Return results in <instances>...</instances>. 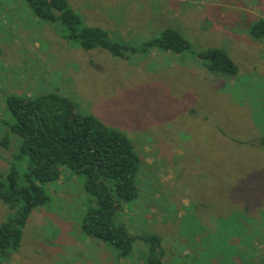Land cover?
I'll list each match as a JSON object with an SVG mask.
<instances>
[{
	"label": "rangeland",
	"instance_id": "1",
	"mask_svg": "<svg viewBox=\"0 0 264 264\" xmlns=\"http://www.w3.org/2000/svg\"><path fill=\"white\" fill-rule=\"evenodd\" d=\"M83 25L129 45L124 57L85 49L60 21L25 0H0V182L21 138L8 95L57 93L125 133L138 156V196L116 212L134 236L129 255L81 228L95 199L62 168L0 264H137L158 236L162 264H264V0H67ZM166 28L189 43L175 53L146 45ZM223 49L235 76L207 70L198 53ZM7 139L4 144L2 140ZM11 211L0 201V223Z\"/></svg>",
	"mask_w": 264,
	"mask_h": 264
},
{
	"label": "trees",
	"instance_id": "2",
	"mask_svg": "<svg viewBox=\"0 0 264 264\" xmlns=\"http://www.w3.org/2000/svg\"><path fill=\"white\" fill-rule=\"evenodd\" d=\"M32 14L46 21H60L68 30L67 37L75 39L85 49L99 47L114 56L124 57L130 48L110 39L97 26L83 25L80 16L67 0H25ZM254 37L264 36V19H258L250 28ZM175 53L189 46L176 29L166 28L160 36L146 45ZM198 56L208 71L235 76L236 64L220 48H208ZM6 106L13 118L10 129L21 138L14 159L27 156L31 165L22 175L11 163L5 179L0 182V201L11 215L0 223V257L9 250H17L22 228L31 211L48 200L42 185L62 176L68 168L84 178L83 188L97 206H90L81 221L82 230L118 249L119 257L127 256L133 248L134 236L116 220L115 214L124 204L138 196L134 176L138 156L127 135L109 127L94 115L83 113L65 96L47 93L38 96L8 95ZM4 144L7 139L2 140ZM150 241V252L145 262L162 264L163 252L158 236H141Z\"/></svg>",
	"mask_w": 264,
	"mask_h": 264
}]
</instances>
